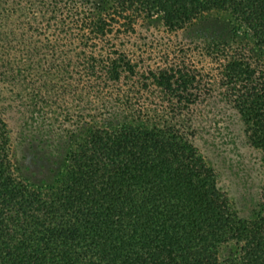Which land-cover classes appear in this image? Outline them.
I'll use <instances>...</instances> for the list:
<instances>
[{
  "label": "trees",
  "instance_id": "16d2710c",
  "mask_svg": "<svg viewBox=\"0 0 264 264\" xmlns=\"http://www.w3.org/2000/svg\"><path fill=\"white\" fill-rule=\"evenodd\" d=\"M152 18L187 41L153 66ZM205 69L262 157L234 200L194 144ZM0 264H264V0H0Z\"/></svg>",
  "mask_w": 264,
  "mask_h": 264
},
{
  "label": "rangeland",
  "instance_id": "374dc122",
  "mask_svg": "<svg viewBox=\"0 0 264 264\" xmlns=\"http://www.w3.org/2000/svg\"><path fill=\"white\" fill-rule=\"evenodd\" d=\"M216 24L223 30H237L233 20L224 13H209L201 18L200 24ZM184 32H165L158 20L152 18L139 24L136 30V45L141 46L144 58L150 64L159 65L165 62L169 55L171 45L186 43ZM166 56V57H165ZM180 56V55H178ZM192 56V55H191ZM192 64L197 70L201 66L197 59L192 56ZM208 69L203 70V82L211 84V76ZM212 86V84H211ZM217 86H212L209 95H204L196 106L195 126L198 133L194 144L204 157L206 163L211 166L216 174L220 188L224 190L231 200H234L242 190L255 192L263 163L261 154L243 144L238 137V123L236 118L224 102L217 95ZM5 120L12 132L14 140V160L17 156L19 132V115L13 111L5 113ZM16 161V160H15Z\"/></svg>",
  "mask_w": 264,
  "mask_h": 264
}]
</instances>
